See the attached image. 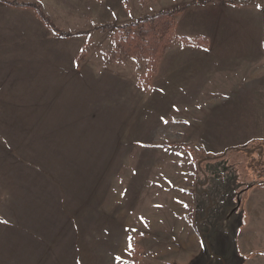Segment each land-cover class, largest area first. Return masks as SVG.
I'll return each instance as SVG.
<instances>
[{
    "label": "rangeland",
    "instance_id": "rangeland-1",
    "mask_svg": "<svg viewBox=\"0 0 264 264\" xmlns=\"http://www.w3.org/2000/svg\"><path fill=\"white\" fill-rule=\"evenodd\" d=\"M7 1L40 5L58 30L34 8L2 1L14 8L5 11V30L14 37L0 48L4 81L19 91H47L30 92L31 98L21 93L17 102L0 98V264L192 263L202 251L195 226L201 170H219L207 187L232 204L241 193L239 179L248 178L252 187L264 184L261 139L245 147L250 151L232 150L222 159L201 151L218 153L259 139L264 118L248 107L264 106L263 98L247 87L236 102L215 96L211 112L205 108L199 115L188 98L163 102L157 89L138 93L135 87L150 90L165 49L189 42L176 36L173 18L132 26L139 18L131 12L129 20L132 8L124 0ZM181 29H190L187 20ZM22 31L37 38L24 43ZM181 58L165 63L163 78L173 80L177 72L175 79L189 80ZM231 68L208 66L192 79L229 80ZM179 162L191 175L177 183ZM251 188L234 220L243 223L237 242L245 260L238 263L264 264V193L253 196L252 212ZM242 232L250 251L241 244Z\"/></svg>",
    "mask_w": 264,
    "mask_h": 264
},
{
    "label": "crops",
    "instance_id": "crops-1",
    "mask_svg": "<svg viewBox=\"0 0 264 264\" xmlns=\"http://www.w3.org/2000/svg\"><path fill=\"white\" fill-rule=\"evenodd\" d=\"M124 2L132 8L128 12L130 21H134V18L138 19L145 15L181 9L175 17L176 36L178 38L181 36L186 37L189 41L187 45H184L177 40L173 45L165 49L157 76L152 81V84H150V90L138 91V88L135 87L138 93L149 96L155 93L157 89V93L161 96L163 102L186 101L188 98L187 102H194L196 104L194 107L195 112H199V115H203L205 108L206 110L208 109V112H211V103L215 99V96L226 95L236 102L239 101V98L247 90V87L255 88L248 91L252 93L257 92L259 98H263L264 100V3H259L257 0H250L240 4L226 2L225 0L209 4H194L191 0H124ZM13 9L0 1V48L4 46L6 40H9L10 43L13 40L14 33L5 30L7 20L5 11H13ZM244 10L245 15H242ZM131 12L136 14V17L133 18ZM247 12L250 14H246ZM186 20L190 29H181V23ZM33 21H36V16H34ZM22 32L24 33V37L20 36L19 38L24 43L37 38L31 32ZM29 49H31L30 46L27 50ZM2 55L0 51V98L7 96L12 99L14 97L15 100L13 101L17 102L21 101L19 98V94L21 93L24 94V97L31 98L34 96H31L30 92L37 95L47 91L46 86H43V88L42 86H34L32 88L29 86L19 91L16 83L10 81L6 84L4 81L6 80L5 69L1 63L3 61ZM176 55L183 56L181 62L188 68L189 80L175 79L176 74H178L177 72L173 73V80L162 77L165 63L171 60L172 57L174 59ZM223 65H233L234 67L231 68L232 72L230 73L229 80L210 78H204L203 80L192 79L193 75H199L205 67L212 66L217 70ZM75 71L79 73L82 71V68L75 69ZM15 85H17L16 88ZM131 86L133 87L132 83ZM258 87H262L263 90H257ZM0 101H3V99H0ZM192 110L193 107L190 106V112ZM248 111L254 115L259 114L264 118V106L256 108L248 107ZM260 131H263V133L260 134L262 135L261 137H257L259 139L244 143L243 141H237L236 143H231L226 150L247 147L260 139L264 141V126L260 127ZM204 148H208L207 145L202 147V149ZM226 150L214 153L210 149H207V151H201V154H205L204 157L217 156ZM229 153L228 155H231ZM179 155L181 156V154ZM194 155L199 156L200 153ZM179 160L181 161V159ZM184 165L182 162L178 163L181 171L177 178V183L183 180L184 175H191L189 170H185ZM200 177L204 178L199 173L196 181L197 179L200 180ZM184 179L185 181L190 179L192 181L190 177ZM176 187L175 185L173 193L176 191ZM256 193H264V184H258L257 182L250 190L249 194L252 195L248 199V208L252 212L253 209L255 210L252 200ZM244 234L245 232H242L240 235L241 244H244L243 248L245 250L250 251L248 236Z\"/></svg>",
    "mask_w": 264,
    "mask_h": 264
},
{
    "label": "water",
    "instance_id": "water-1",
    "mask_svg": "<svg viewBox=\"0 0 264 264\" xmlns=\"http://www.w3.org/2000/svg\"><path fill=\"white\" fill-rule=\"evenodd\" d=\"M237 149L251 150L245 147L230 148L222 154L211 156L208 159H222L230 151ZM201 172L204 180L200 179L197 184L195 226L200 234L202 251L190 264H239L245 260L239 252L237 242L238 228L243 223L242 221L236 223L234 220L235 217H239L238 210L244 193L254 184L242 190L239 193L238 202L232 204L217 193L216 187H207L209 178L219 174V170L211 165L210 169L207 168V171L201 170Z\"/></svg>",
    "mask_w": 264,
    "mask_h": 264
},
{
    "label": "trees",
    "instance_id": "trees-1",
    "mask_svg": "<svg viewBox=\"0 0 264 264\" xmlns=\"http://www.w3.org/2000/svg\"><path fill=\"white\" fill-rule=\"evenodd\" d=\"M2 1H6L8 4L14 5V6L34 8L36 11V14L46 23L47 26H49L53 30H58L57 27L55 26V24L51 21V19L45 14V12L43 11V9L41 8L40 5H38L36 3H32V2L31 3H20L18 1H7V0H2ZM232 3L239 4V2H237V1H234ZM178 13H179V10L178 11H170V12L169 11L159 12V13H156V14L151 15V16H145L143 18H139L135 24H131V25L134 26V25H137L139 23H147L149 21H154L156 19L165 17L168 19H170V18L174 19L173 27L175 28V17L178 15ZM104 27L110 28L109 25H106ZM63 35L66 37H69L72 34L67 32V33H64Z\"/></svg>",
    "mask_w": 264,
    "mask_h": 264
},
{
    "label": "flooded vegetation",
    "instance_id": "flooded-vegetation-1",
    "mask_svg": "<svg viewBox=\"0 0 264 264\" xmlns=\"http://www.w3.org/2000/svg\"><path fill=\"white\" fill-rule=\"evenodd\" d=\"M247 153V152H246ZM247 154H249V153H247ZM264 155V152L263 153H260V156H263ZM236 162V161H235ZM242 163H243V161L242 160H239L238 162H236V166L239 168L238 169V171H240V169L242 168ZM239 173V172H238ZM241 176H240V173H239V178H240ZM239 184H240V187H242L241 188V191L242 190H245V189H247L248 187H249V185L252 183V182H250V180L248 179V178H246V179H244V178H241V179H239ZM246 185V186H245Z\"/></svg>",
    "mask_w": 264,
    "mask_h": 264
},
{
    "label": "built area",
    "instance_id": "built-area-1",
    "mask_svg": "<svg viewBox=\"0 0 264 264\" xmlns=\"http://www.w3.org/2000/svg\"><path fill=\"white\" fill-rule=\"evenodd\" d=\"M192 1L197 4H209V3L217 2L219 0H192Z\"/></svg>",
    "mask_w": 264,
    "mask_h": 264
}]
</instances>
